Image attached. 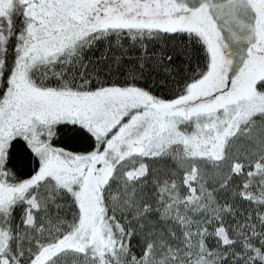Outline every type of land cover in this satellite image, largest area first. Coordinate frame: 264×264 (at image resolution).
I'll return each instance as SVG.
<instances>
[{"label": "snow or ice", "instance_id": "snow-or-ice-1", "mask_svg": "<svg viewBox=\"0 0 264 264\" xmlns=\"http://www.w3.org/2000/svg\"><path fill=\"white\" fill-rule=\"evenodd\" d=\"M0 264H264V0H0Z\"/></svg>", "mask_w": 264, "mask_h": 264}]
</instances>
